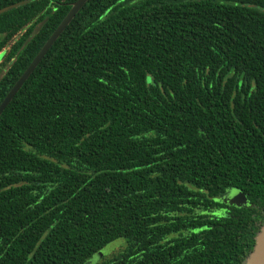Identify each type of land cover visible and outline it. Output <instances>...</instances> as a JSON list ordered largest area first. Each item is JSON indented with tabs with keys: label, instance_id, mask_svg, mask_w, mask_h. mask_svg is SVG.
I'll list each match as a JSON object with an SVG mask.
<instances>
[{
	"label": "trees",
	"instance_id": "trees-1",
	"mask_svg": "<svg viewBox=\"0 0 264 264\" xmlns=\"http://www.w3.org/2000/svg\"><path fill=\"white\" fill-rule=\"evenodd\" d=\"M75 1L0 14V103ZM263 224L264 0H88L0 115V264H245Z\"/></svg>",
	"mask_w": 264,
	"mask_h": 264
},
{
	"label": "water",
	"instance_id": "water-1",
	"mask_svg": "<svg viewBox=\"0 0 264 264\" xmlns=\"http://www.w3.org/2000/svg\"><path fill=\"white\" fill-rule=\"evenodd\" d=\"M31 1L34 0L23 1L15 5H12L10 7L3 8L0 10V14L9 11L13 8L24 6ZM87 1L88 0H76L72 4L71 8L69 9L64 19L61 21V23L58 25L55 31L51 34L48 40L44 43L40 51L37 53V55L34 57V59L31 61V63L28 65V67L25 69V71L22 73V75L19 77V79L16 81V83L13 85V87L10 89V91L7 93V95L0 103V115L8 106V104L11 102V100L14 98V96L17 94V92L22 87V85L27 81V79L30 77V75L33 73V71L36 69L39 63L42 61L43 57L52 47L54 42L63 33V31L70 24V22L73 20L75 15L80 11V9L86 4ZM45 23H46V19L43 20L36 27V29H34V31L30 35V39L33 38L38 33V31L43 27ZM223 202L236 206L248 205V201L246 197L241 192L236 190L229 191L226 194ZM102 258H103V254L99 252L83 264H97ZM245 264H264V224L255 238V245L253 251L251 252Z\"/></svg>",
	"mask_w": 264,
	"mask_h": 264
},
{
	"label": "rangeland",
	"instance_id": "rangeland-1",
	"mask_svg": "<svg viewBox=\"0 0 264 264\" xmlns=\"http://www.w3.org/2000/svg\"><path fill=\"white\" fill-rule=\"evenodd\" d=\"M121 242H123L121 239H119V240H115L114 242H112V243L106 245V246L102 249L101 253L103 254V256H107V255H109V254H111V253H113V252L118 251L120 248H122V247L120 246V245H121ZM111 251H112V252H111Z\"/></svg>",
	"mask_w": 264,
	"mask_h": 264
}]
</instances>
